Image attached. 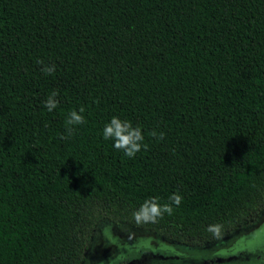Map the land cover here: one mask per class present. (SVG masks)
Instances as JSON below:
<instances>
[{
	"label": "trees",
	"instance_id": "1",
	"mask_svg": "<svg viewBox=\"0 0 264 264\" xmlns=\"http://www.w3.org/2000/svg\"><path fill=\"white\" fill-rule=\"evenodd\" d=\"M113 116L141 128L134 157ZM263 206L264 0H0V264H81L102 222L201 243Z\"/></svg>",
	"mask_w": 264,
	"mask_h": 264
},
{
	"label": "rangeland",
	"instance_id": "2",
	"mask_svg": "<svg viewBox=\"0 0 264 264\" xmlns=\"http://www.w3.org/2000/svg\"><path fill=\"white\" fill-rule=\"evenodd\" d=\"M252 240L247 238L248 243ZM200 253L199 248L168 242L147 231L102 222L97 226L81 264H125L127 261L132 264H200L195 261V256ZM161 254L179 256L177 259L166 258ZM242 264L255 263L248 260Z\"/></svg>",
	"mask_w": 264,
	"mask_h": 264
},
{
	"label": "clouds",
	"instance_id": "3",
	"mask_svg": "<svg viewBox=\"0 0 264 264\" xmlns=\"http://www.w3.org/2000/svg\"><path fill=\"white\" fill-rule=\"evenodd\" d=\"M43 64V61H40ZM45 74H52L55 70V65H44L41 69ZM57 93L52 91L44 102V107L51 112L57 107L58 101L56 100ZM85 111L83 107L79 110H72L68 113L65 121L66 132L68 136H71L75 130L76 125H80L85 122V118L82 113ZM151 136H157L155 131L150 133ZM163 133H159L157 138H162ZM61 138H67L62 136ZM103 138L105 140H112L113 146L122 150L124 155L131 158L141 150L142 142L144 141V135L142 134L141 128L139 126L134 127L132 123L128 120H121L117 116H113L108 123L105 124L103 128ZM143 147H147L146 144ZM169 200L171 203H165L161 205L156 197L151 199H146L140 207L133 213L134 220L137 223L140 222H155L157 218L161 217L164 213L168 215L173 214L172 205L179 206L182 197L178 193H173ZM209 231L219 234L218 225H210Z\"/></svg>",
	"mask_w": 264,
	"mask_h": 264
},
{
	"label": "flooded vegetation",
	"instance_id": "4",
	"mask_svg": "<svg viewBox=\"0 0 264 264\" xmlns=\"http://www.w3.org/2000/svg\"><path fill=\"white\" fill-rule=\"evenodd\" d=\"M111 224L123 225L114 223ZM131 227L136 228L133 226ZM137 229L152 233L154 236L162 238L166 241L168 240V242L193 248H199L201 250V253L195 256V261L199 262L200 264H242L243 262L248 260H251L255 264H264V206L258 212L256 217L248 221L246 224L238 226L232 231L221 234L214 239L207 240L201 243H183L166 238L162 235L148 230H143L140 228ZM249 237L253 238V240L252 242L248 243L247 238ZM222 240H224L223 243ZM87 249L83 254V258L86 254ZM161 256L177 259L179 255L161 254ZM125 264L132 263L127 261Z\"/></svg>",
	"mask_w": 264,
	"mask_h": 264
}]
</instances>
